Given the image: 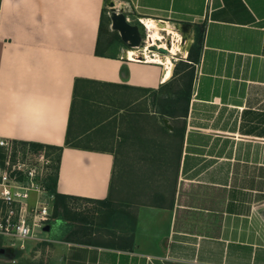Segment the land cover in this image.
I'll use <instances>...</instances> for the list:
<instances>
[{
  "label": "crops",
  "instance_id": "obj_1",
  "mask_svg": "<svg viewBox=\"0 0 264 264\" xmlns=\"http://www.w3.org/2000/svg\"><path fill=\"white\" fill-rule=\"evenodd\" d=\"M115 3L132 21L190 25L198 63L186 112L167 119L171 130L156 123L168 139H155L162 154L143 187L114 192L112 151L65 146L68 132L80 138L77 96L87 84L156 91L171 81L164 67L132 61L106 0H0V138L63 147L56 192L79 228L69 237L51 217L24 249L0 241V264H264V0Z\"/></svg>",
  "mask_w": 264,
  "mask_h": 264
},
{
  "label": "rangeland",
  "instance_id": "obj_2",
  "mask_svg": "<svg viewBox=\"0 0 264 264\" xmlns=\"http://www.w3.org/2000/svg\"><path fill=\"white\" fill-rule=\"evenodd\" d=\"M115 1V0H114ZM109 11L105 4L104 19L108 22ZM103 24L100 35L102 47L109 38L107 23ZM142 36H144L142 26H138ZM167 37V36H166ZM190 42V41H189ZM178 57L175 65L180 63L174 78L167 80L171 82L165 84L162 90L156 94L158 99L169 97L176 98L174 94L178 89H184V82L189 80V70L187 58ZM195 71L196 67L194 66ZM195 79V76H194ZM193 79V81H194ZM184 81V82H183ZM166 82V83H167ZM156 97L148 91H128L120 88H97L93 85L82 86L77 96L75 116L72 127L80 134V138L72 139L74 144L87 145L96 150H109L113 152L116 161V173L113 179V191L118 194L133 192L134 188L143 187V183L148 181L152 167L158 166L154 163L158 155L162 154L160 146L156 143V138L167 140L168 138L157 128V122L161 124V119L156 111L160 110L159 103L154 101ZM180 105L174 103L171 109H176ZM168 110L170 107L165 106ZM182 114V109L177 110ZM168 119V118H166ZM169 119H173L172 117ZM174 122V121H173ZM180 125V121H177ZM170 138V137H169ZM176 139V138H175ZM72 143V144H73ZM45 151L49 161L47 168L49 174L53 171L54 156L45 149L35 153ZM3 151L0 150V166L4 163ZM48 174V175H49ZM124 200L125 196H121ZM136 198V197H132ZM153 197L145 198L151 201ZM32 201L33 198L30 197ZM38 235H44L43 229H37ZM2 243H8L0 239Z\"/></svg>",
  "mask_w": 264,
  "mask_h": 264
},
{
  "label": "built area",
  "instance_id": "obj_3",
  "mask_svg": "<svg viewBox=\"0 0 264 264\" xmlns=\"http://www.w3.org/2000/svg\"><path fill=\"white\" fill-rule=\"evenodd\" d=\"M125 17L129 24L142 26L144 32V45L132 48L138 53L135 56H139L132 61L148 63L143 55L146 49L153 57L164 55L158 52L161 40L157 41L158 45L149 42L145 19L136 17L132 21ZM160 33L166 43V36L171 35L166 31ZM0 150L5 158L3 167L0 166V239L24 249L26 241L36 238V230L43 229L52 217L54 196L47 188L49 161L44 150L35 153L29 146L8 139L0 138Z\"/></svg>",
  "mask_w": 264,
  "mask_h": 264
},
{
  "label": "trees",
  "instance_id": "obj_4",
  "mask_svg": "<svg viewBox=\"0 0 264 264\" xmlns=\"http://www.w3.org/2000/svg\"><path fill=\"white\" fill-rule=\"evenodd\" d=\"M202 42V33L201 30L198 27V33L196 35L195 38V44L194 47H197V49L200 47ZM188 63L185 64H181L184 66H187V69L189 70V80L184 82V89H178L174 94H176V98L172 99L169 97L166 98H162V99H158L156 97V94L159 90H162L163 87H160L158 90L156 91H151V93L153 94V97H156L154 99V101H157L159 103L160 106V110L156 111V113L160 116V118H180L182 117L185 112L186 109L188 107V103H189V97L191 94V90H192V85H193V79L195 76V64L198 63V58L194 57L192 55V51L189 53L188 55ZM180 66V63H178L177 65H175L174 68V75L176 73V71L178 70ZM172 80V79H171ZM79 82H83L80 80H77L75 82V86H74V96L76 98L77 94H78V84ZM171 82V81H170ZM110 87H118V88H122V89H129L127 87H120V86H111L108 85ZM174 103H176L177 105H180L178 108L179 110L182 109V114H178L176 109H171L172 106H174ZM165 106L170 107V109L166 110ZM161 131L166 135V134H170L163 126H161ZM68 134H70V132H68ZM67 134V139L65 142V146L66 147H73V146H79V144H74L72 138H70V136ZM16 143V142H15ZM73 143V144H72ZM19 145H23V146H29L30 149L34 152L45 149L47 152L50 153V155L54 156V166H53V171H51V173L48 176V180H47V188L48 191L51 195L54 196V202H53V213H52V221H63V222H67V227L69 228V237L74 236L77 231H79V228H74L72 221L75 219V216L73 215V213L71 212V209L69 207V203L68 200L70 199V197L61 195L59 193L56 192V185H57V172H58V165H59V159L61 156V152L63 150V147H53V146H45V145H41V144H35V143H18ZM83 148V147H82ZM84 149L86 150H94L93 148L90 147H84ZM106 204V203H104ZM120 212H112L110 213V221L113 223L117 222L118 220L120 221V215L118 214ZM107 218V217H106Z\"/></svg>",
  "mask_w": 264,
  "mask_h": 264
},
{
  "label": "water",
  "instance_id": "obj_5",
  "mask_svg": "<svg viewBox=\"0 0 264 264\" xmlns=\"http://www.w3.org/2000/svg\"><path fill=\"white\" fill-rule=\"evenodd\" d=\"M106 3L109 9V19L111 22L110 24L111 30L116 31L119 34L120 40L122 41V43L130 49L139 48L143 46L144 41H143V37L139 31L138 26L135 24H129L126 21L124 11L121 9L119 10L117 9L116 3L114 0H106ZM174 31L180 34L181 36L180 42L182 46H185L188 40L191 41L187 49V54H188L192 46V43L194 42V37L191 32L190 25L188 24L177 25L174 28ZM171 43H172V37L167 36L166 37L167 46L171 47ZM158 52L161 54H167V51L164 49H158ZM163 125L169 130L172 129L167 119H163ZM48 229H49L48 227H45L44 230L48 231Z\"/></svg>",
  "mask_w": 264,
  "mask_h": 264
},
{
  "label": "bare ground",
  "instance_id": "obj_6",
  "mask_svg": "<svg viewBox=\"0 0 264 264\" xmlns=\"http://www.w3.org/2000/svg\"><path fill=\"white\" fill-rule=\"evenodd\" d=\"M144 23L146 27L149 30V42H152L153 45H158L157 41L161 40L162 45L159 46V49H164L167 51V54L164 55H155L154 57L149 55L147 52V49L143 53L144 57L151 63L159 64L164 67V78H170L172 77L174 68H175V62L178 60V57H182L184 54V51L189 43L190 40L186 42L185 46L181 45V36L178 34L174 29H172L168 24L163 22H157L154 20H144ZM160 31H166L169 33V35L173 36V40L171 43V47H168L165 41L163 40V35L160 33ZM138 53H135L132 55V57H139L135 56Z\"/></svg>",
  "mask_w": 264,
  "mask_h": 264
}]
</instances>
